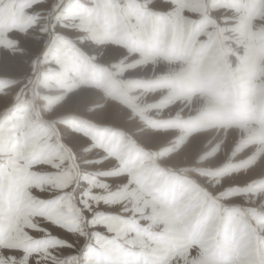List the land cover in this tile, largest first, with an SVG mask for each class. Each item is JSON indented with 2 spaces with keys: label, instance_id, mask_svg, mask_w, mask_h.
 Masks as SVG:
<instances>
[{
  "label": "rangeland",
  "instance_id": "1",
  "mask_svg": "<svg viewBox=\"0 0 264 264\" xmlns=\"http://www.w3.org/2000/svg\"><path fill=\"white\" fill-rule=\"evenodd\" d=\"M0 160V264H264V0H0Z\"/></svg>",
  "mask_w": 264,
  "mask_h": 264
},
{
  "label": "snow or ice",
  "instance_id": "2",
  "mask_svg": "<svg viewBox=\"0 0 264 264\" xmlns=\"http://www.w3.org/2000/svg\"><path fill=\"white\" fill-rule=\"evenodd\" d=\"M102 227L111 231L107 225H102ZM218 234L220 239L215 242V247L224 258L214 259L209 264H233L228 258L230 240L227 219L223 232ZM127 236V232L124 231L110 236L103 233H93L83 246L82 258L80 253L75 254L78 264H163V261L159 259L150 258L152 253L135 252L133 249L136 247V242L128 239ZM126 245L128 247H125ZM141 247L146 246L141 244ZM98 257L99 260H97Z\"/></svg>",
  "mask_w": 264,
  "mask_h": 264
},
{
  "label": "bare ground",
  "instance_id": "3",
  "mask_svg": "<svg viewBox=\"0 0 264 264\" xmlns=\"http://www.w3.org/2000/svg\"><path fill=\"white\" fill-rule=\"evenodd\" d=\"M115 106V105H114ZM118 106V105H117ZM122 109V108H121ZM123 111H124V109H123ZM126 111V110H125ZM128 111V110H127ZM121 112V111H120ZM129 112V111H128ZM123 113H121V115H122ZM131 114V113H130ZM125 116H126V114H125ZM132 116V115H131ZM123 117V116H122ZM125 119V118H124ZM131 121V120H130ZM134 122V121H133ZM138 122V121H137ZM128 123V122H127ZM134 124V123H133ZM229 133V132H228ZM170 135V134H169ZM224 136V135H223ZM220 137H222V136H220ZM230 137L231 138H233V139H231L232 141H230L229 143H224V145H225V147L223 148V153H221V155H220V157L218 158V159H215V161L214 162H212V163H217V162H219V161H221V160H223V159H225V157H226V155H227V153L229 152V150H231L232 151V146H231V144H233V143H236L237 141L236 140H234V138L236 137V134L234 133V132H232L231 131V133H230ZM148 139H151V138H148ZM163 139V138H162ZM161 139V140H162ZM224 139H226V138H224ZM153 140V139H152ZM160 140V139H159ZM161 142V141H160ZM156 143H158V141L157 140H153L152 141V143L150 142V144H156ZM162 143V142H161ZM148 144H149V141H148ZM159 144V143H158ZM193 148V147H192ZM194 149V148H193ZM235 152V151H234ZM187 155H185V157H186ZM234 156V155H233ZM189 158V157H188ZM187 158V159H188ZM192 158V157H191ZM186 159V158H185ZM188 161H195V158H194V160H191V159H189ZM198 162V161H197ZM212 163H210V164H212ZM259 174V173H258ZM250 175H251V173H250ZM254 175V174H253ZM245 178V177H244ZM247 178V177H246ZM210 183V185L212 184L211 182L212 181H209ZM214 190H217L218 188H219V186L218 185H216V186H213L212 187ZM182 257H183V255H181L180 257L178 256V258L175 260L176 261V263H178V264H181V263H183L182 261H183V259H182ZM195 259V258H194ZM196 261V260H195ZM193 262V261H192ZM202 262V261H201ZM175 263V262H174ZM175 263V264H176ZM187 263V262H186ZM198 263V262H197ZM187 264H190V263H187ZM191 264H193V263H191Z\"/></svg>",
  "mask_w": 264,
  "mask_h": 264
},
{
  "label": "crops",
  "instance_id": "4",
  "mask_svg": "<svg viewBox=\"0 0 264 264\" xmlns=\"http://www.w3.org/2000/svg\"><path fill=\"white\" fill-rule=\"evenodd\" d=\"M5 178H6V165L2 160H0V195L4 194L3 192H4Z\"/></svg>",
  "mask_w": 264,
  "mask_h": 264
},
{
  "label": "trees",
  "instance_id": "5",
  "mask_svg": "<svg viewBox=\"0 0 264 264\" xmlns=\"http://www.w3.org/2000/svg\"><path fill=\"white\" fill-rule=\"evenodd\" d=\"M178 172H180V173H182L183 174V172L184 171H182V170H179ZM229 208H232L233 206H228Z\"/></svg>",
  "mask_w": 264,
  "mask_h": 264
}]
</instances>
